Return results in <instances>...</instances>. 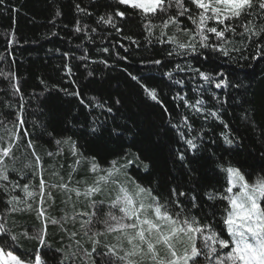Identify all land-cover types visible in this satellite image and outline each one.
<instances>
[{"label":"trees","instance_id":"16d2710c","mask_svg":"<svg viewBox=\"0 0 264 264\" xmlns=\"http://www.w3.org/2000/svg\"><path fill=\"white\" fill-rule=\"evenodd\" d=\"M77 5L87 9V13L79 11ZM117 7L126 15L116 18L115 28L100 21L101 16L112 14ZM148 19L155 25L161 23L159 16ZM148 19L143 18L139 10L117 5L116 0H3L0 3V121L3 122L0 123V136L6 145L11 131L20 134L14 148L15 159L6 158L9 180H0V185H9L8 192L0 188V214L6 213L11 196L28 199L22 188L13 189L12 184L38 183L25 167L34 162L32 149L27 146L29 139L42 157L46 180L58 182L59 178L51 175L55 170L67 182L70 171L75 169L71 171L73 184L81 181L76 185L81 188L85 186L83 182L90 183L97 175L90 170L91 158L95 157L102 168H109L111 162L121 160V153L131 146L133 152L138 150L150 164L148 172L143 171L142 166L129 167L127 173L132 180L151 188L153 195L162 199H168L170 189L177 184L181 185L180 191L186 193L189 188H195L200 194L197 203L201 207L193 209L192 215L201 222L211 223L217 231L222 227L221 216L227 201H209L204 193H223L229 186L221 166L240 167L246 178L251 173L264 175L261 172L264 169V57L252 59L256 55L254 45L264 41V36L252 40L232 36L235 46L241 50L228 57L204 49L200 51L209 57L208 60L182 54L169 56V51L180 50L173 44L157 42L158 28H154L153 36L149 37L144 27ZM179 20L181 29L196 27L187 16L179 17ZM262 21L264 17H257L255 22L260 24ZM78 26L79 32L76 31ZM210 26H214V22H210ZM165 31L178 40L187 39L173 26ZM238 31L242 29L238 28ZM209 35L210 41H214V35ZM168 36L164 37L165 41ZM127 37L137 41L139 46ZM232 46L228 45L229 48ZM104 48L108 51H103ZM155 59H160L162 64L148 63ZM186 62L201 71L211 72L217 79L227 78L229 86L217 89L214 83L205 85L199 77L192 79L193 73L187 71H174V79L184 80L183 85H176L164 75L177 64L185 67ZM129 73L139 77L141 83L133 80ZM219 73H223V77ZM141 84L155 88L162 103L151 100ZM17 85L19 93L15 91ZM201 85L208 91H202ZM72 92H79V96L70 95ZM213 93L227 102L218 103L212 99ZM179 96H184L189 103L203 99L205 108L212 111L220 108V119L205 120L204 114L198 115ZM116 100L120 103L114 104ZM97 103L112 106L113 112L96 107ZM184 116L189 118L191 132L180 123ZM18 117L24 120L23 126L19 125ZM94 119L103 122L96 134L89 131ZM117 125L130 130L119 141L108 135V129ZM173 125H178L186 138L203 132V144L197 154L185 151L186 145ZM25 131L28 135H24ZM222 133H228L238 143L231 147L225 144ZM68 137L75 141V148L82 155H74L67 144H56L57 140ZM177 151L185 152L187 168L176 159ZM49 152L54 155L49 157ZM77 160L79 164L75 163ZM120 179H124L123 175ZM110 196H115V186L111 184L95 199L108 201ZM54 197L55 204L48 208L53 217L91 210L74 195L75 208L72 204L64 205L62 201L66 197L62 192L54 191ZM172 199L184 202L186 197ZM99 210L106 214L109 204L100 205ZM6 215V224L15 234L28 231L31 235L34 226H41L35 211ZM82 219L86 217H78L75 225L68 222L65 227L69 231H79ZM77 239L90 250L87 238L69 237L59 226L49 224L47 240L51 248L41 249V254L48 253L49 264H58L63 253L56 249L77 251ZM101 239L107 244L116 243L115 234ZM36 248V242L24 238L8 250L21 255L26 249L35 251ZM80 259L87 264V258L82 254ZM73 264H80V260Z\"/></svg>","mask_w":264,"mask_h":264},{"label":"snow or ice","instance_id":"6c2138e0","mask_svg":"<svg viewBox=\"0 0 264 264\" xmlns=\"http://www.w3.org/2000/svg\"><path fill=\"white\" fill-rule=\"evenodd\" d=\"M3 3V0H0ZM117 5H127L132 9L139 10L143 18L159 16L161 23L155 25L151 19L144 25L148 31L149 37L153 36V29H159V35L155 37L157 42L170 43L175 45L180 51H169L168 55L192 56L193 59L204 56L201 49L208 50L210 53H219L225 57L232 52L241 49L235 46L232 36H239L247 40L254 38L259 39L264 36V21L257 24V17H264V0H116ZM194 6V7H190ZM108 7H112L108 5ZM79 11L87 13V9L80 8ZM59 14V13H57ZM125 11L118 7L112 14L101 16V22L116 27V18L125 17ZM187 16L195 25V29L179 27V17ZM214 22V26H210ZM173 26L176 31L182 32L186 40H178L176 36H168L165 29ZM242 29V31H238ZM120 31V29H117ZM80 31V27L76 28ZM215 37L210 41V35ZM231 34V36L229 35ZM168 36L167 41L164 37ZM127 39L132 40L131 37ZM149 39V43H151ZM137 44V41L132 40ZM229 44L233 46L228 47ZM137 46H139L137 44ZM256 55L252 59L264 57V41L254 45ZM107 52L108 49L104 48ZM195 54V55H194ZM126 59V57H125ZM104 63H107L104 61ZM148 63L161 65L160 59L151 60ZM70 71V69H69ZM174 71L191 72L192 79L201 78L205 85H212L215 88H227L229 81L227 78L217 79L211 72L201 71L199 67H193L190 62H186L185 67L176 65L175 69L164 73L170 81L176 85H183V79H174ZM91 74V73H90ZM131 76V73H129ZM223 77V73L218 74ZM137 83H141L140 78L131 76ZM144 87L143 84H141ZM15 91L19 93L17 86ZM238 87V85H237ZM201 90L206 92L208 88L200 86ZM149 98L157 103H162L155 88L144 87ZM70 95L79 96V92L69 93ZM185 105L192 108L198 115L204 114V119H220V108L212 111L205 108L203 99H195L189 103L184 96H179ZM212 99L218 103H226L213 93ZM247 102V101H246ZM116 100L114 104H119ZM96 107L106 108L108 113L113 112L112 106L97 103ZM166 111V109H165ZM19 125L23 126L24 120L17 118ZM87 119V117H85ZM187 116L182 117L180 123L189 132L192 131V125L188 123ZM0 123H3L0 121ZM171 123V120L169 121ZM223 124V120H221ZM103 122L94 119L89 126V131L96 134L100 131ZM227 127V125H224ZM13 127L16 124L13 123ZM177 128L180 138L186 145L187 152L197 154L203 144V132L201 131L192 138H186L185 133ZM128 129H121L119 125L108 129V135L113 140L119 141ZM24 135H28L25 131ZM224 143L230 147L236 145L238 141L230 137L228 133H222ZM20 140V134L11 131L8 136V142L3 143V137L0 136V180H9V167L7 159H15L14 148ZM57 145L67 144L74 155H82L75 148V141L71 137L65 140H57ZM27 146L32 149L34 162L25 165L30 170L31 178L38 179V183H28L20 185L18 182L11 185V188L20 187L25 193L27 200L18 196H11L7 201L8 207L6 213L31 212L35 211L36 217L41 222L40 227H35L29 234L24 231L19 234L12 233L6 224L7 215L0 214V264H49L48 253L41 254V249L51 248L47 240L48 226L56 225L62 231L67 232L69 237L75 238L82 236L87 238L90 250L81 245L79 239L75 240L77 251H70L69 248L56 249L57 252L63 253V258L58 264H73L77 259L80 264H85L80 259L81 254L87 258V264H264V175L257 176L255 173L249 174L246 178L245 173L240 167L235 165L221 166L226 173L228 187L223 193H204L209 201H227L221 216V225L217 231L211 223L201 222L195 215H192L193 209H199L201 205L197 203L198 196L195 188H189L187 193L180 191L181 185L177 184L175 188L170 189V197L162 199L153 195L151 188H145L136 183L128 175L127 169L136 165L142 166L143 171L148 172L150 164L145 162L141 153L137 150L133 152L131 146L121 153V160L111 162L109 168H102L96 161L95 157L91 158V172L97 174L89 183L83 182L84 187L76 185L81 181H75L71 171L68 180L65 182L64 177L58 171L53 170L52 176L58 177V182L50 183L44 178L45 165L42 157L36 153L34 143L28 140ZM49 157L54 154L47 153ZM176 159L181 162L183 168H187V158L185 152L177 151ZM79 164V160L75 161ZM191 169L188 172L191 173ZM264 173V169H261ZM124 179L121 180L120 176ZM115 186V196H110L108 201L95 199L102 195L108 185ZM5 192L9 191V185H0ZM238 189V191H234ZM54 191L62 192L66 197L62 202L65 206L72 204L75 208L73 195L77 201L84 203L87 209L81 212H75L72 215L65 214L61 218L53 217L49 214L48 208L55 204ZM186 197L184 202L172 197ZM83 198V200H81ZM35 201V205L29 201ZM50 202V203H49ZM109 204L107 213L99 210L100 205ZM21 205H23L21 207ZM47 205V207H46ZM78 217H86L79 222V231H69L65 227L66 223L76 224ZM100 226V227H98ZM101 227L103 230H101ZM225 232L227 236H225ZM109 234H115L116 243H104L101 237ZM27 238L36 242L35 251L26 249L21 255L14 254V251L8 250L17 246L19 242ZM106 249V251H105ZM227 250V251H225ZM95 254V255H94ZM99 257V260L96 259Z\"/></svg>","mask_w":264,"mask_h":264},{"label":"rangeland","instance_id":"374dc122","mask_svg":"<svg viewBox=\"0 0 264 264\" xmlns=\"http://www.w3.org/2000/svg\"><path fill=\"white\" fill-rule=\"evenodd\" d=\"M234 191H238V189H234Z\"/></svg>","mask_w":264,"mask_h":264}]
</instances>
